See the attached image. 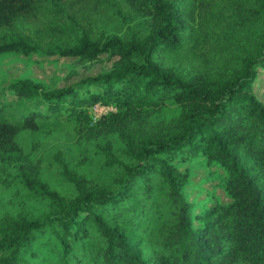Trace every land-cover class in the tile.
Here are the masks:
<instances>
[{"label": "trees", "instance_id": "16d2710c", "mask_svg": "<svg viewBox=\"0 0 264 264\" xmlns=\"http://www.w3.org/2000/svg\"><path fill=\"white\" fill-rule=\"evenodd\" d=\"M2 54L115 60L0 90V169L47 204L0 215V264H264V0H0ZM61 126L112 173L60 158L72 192L49 189L22 134Z\"/></svg>", "mask_w": 264, "mask_h": 264}, {"label": "rangeland", "instance_id": "374dc122", "mask_svg": "<svg viewBox=\"0 0 264 264\" xmlns=\"http://www.w3.org/2000/svg\"><path fill=\"white\" fill-rule=\"evenodd\" d=\"M114 58L106 54L94 61H82L77 58L37 57L25 58L12 54L0 55V90L9 82L19 79H29L43 84L46 88L61 87L77 82L86 76H95L111 68ZM254 93L258 100L264 104V66L258 71V78L254 85ZM1 98V97H0ZM6 100L13 98L5 96ZM1 102V99H0ZM112 107L97 104L90 110L92 121L113 112ZM80 136L68 127L61 126L51 130L37 133L24 132L22 142L24 147L34 154L39 160V173L43 182L49 189L61 194H70L72 188L65 182L59 173L60 161L68 168H76L78 172L91 178H106L112 171L106 170L103 151L97 147V141ZM195 182L204 176L203 170H198ZM11 170L0 169V215L27 211L35 214L42 213L46 202L40 201L36 196L23 188L16 180L12 179ZM215 183L202 187L204 192L213 193L215 199L224 201L222 192L215 188ZM198 193L197 190L194 194ZM201 199L204 194L198 195Z\"/></svg>", "mask_w": 264, "mask_h": 264}]
</instances>
